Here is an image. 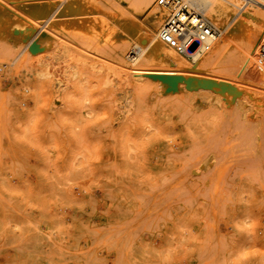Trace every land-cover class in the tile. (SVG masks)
Listing matches in <instances>:
<instances>
[{
	"label": "rangeland",
	"instance_id": "1",
	"mask_svg": "<svg viewBox=\"0 0 264 264\" xmlns=\"http://www.w3.org/2000/svg\"><path fill=\"white\" fill-rule=\"evenodd\" d=\"M62 1L0 0V264H264L260 27L214 57L236 87L143 88L102 43L120 46L132 6L93 0L109 26L74 80L61 50L46 53L47 72L38 60V11ZM245 12L234 8L217 42Z\"/></svg>",
	"mask_w": 264,
	"mask_h": 264
},
{
	"label": "bare ground",
	"instance_id": "2",
	"mask_svg": "<svg viewBox=\"0 0 264 264\" xmlns=\"http://www.w3.org/2000/svg\"><path fill=\"white\" fill-rule=\"evenodd\" d=\"M127 1L132 6L133 12L129 17V23L124 31V36H121L120 46H115L111 40H103L102 43L107 45L104 49L108 51L109 56L108 58L106 57L108 62L120 66L123 64L126 71L132 73L134 77L133 84L136 86L142 85L143 88L150 87L151 85H160L165 87V89L171 88L173 90L178 88L179 85L180 87H189L192 82H195L201 91L214 94L219 82L218 79H221V82L223 81V83L220 82L222 86L223 84H226V87L233 86L234 84H232L231 78L214 75V57L222 51L229 53L241 49L239 42L252 30L253 25L259 26L264 33V0H177L180 6L171 5L170 7L154 6L155 0ZM157 1H155L156 4ZM64 3H66L65 8H63ZM183 6L192 14L206 15V17L201 15L203 22L214 27L217 33H219L218 36L222 35L221 33L226 24L233 19L234 8L245 9L246 12L232 24L234 30L231 36L222 42H217V36L215 34L208 35L202 32L201 35H204L202 44L193 48L192 52L183 54L169 47L162 39L166 17L172 11H176L179 7ZM60 10L63 11L61 14H58ZM47 11L45 8H41L38 11L41 20H44L42 23V34L38 41V60L44 67V71L47 72L46 53L49 51L56 53L61 50L63 52L62 56L67 60L66 68L71 78L76 80L79 75L89 71V66L92 65L84 45H101L98 39L109 26L108 19L101 18V15H104L105 11L103 8H96L93 0H63L55 8L54 13L46 18ZM73 12L77 13L76 17H72ZM147 13V19L140 24L137 16ZM192 22H196V17L192 18ZM5 34V27L0 23V38ZM140 34L145 37L146 45L142 46L137 44L131 49V52L127 51L126 49L130 45V42ZM211 45H213L212 50L206 52ZM118 48L121 50L123 59V63L121 61L120 64L113 57L116 54L115 50ZM259 49L264 63V42L260 43ZM98 52L100 53L101 51L97 48L96 55ZM186 56L192 59L191 62L186 59ZM140 59L163 68L158 71L141 68L138 64ZM111 64H101L99 71H104L107 74L113 73L115 75L116 72H112L113 65L110 67ZM91 67L94 68V64ZM208 68L211 69L207 70ZM43 85L45 86V84ZM234 87L236 85L232 88ZM143 88L140 89L143 90ZM220 88L218 85V89ZM223 88L225 87L223 86ZM257 94L259 96L258 103L264 105V83L259 85Z\"/></svg>",
	"mask_w": 264,
	"mask_h": 264
},
{
	"label": "built area",
	"instance_id": "3",
	"mask_svg": "<svg viewBox=\"0 0 264 264\" xmlns=\"http://www.w3.org/2000/svg\"><path fill=\"white\" fill-rule=\"evenodd\" d=\"M157 5L160 7H170L178 5L177 0H158ZM196 17V22L192 18ZM216 34V29L203 22V17L199 14H192L183 6L166 17L165 25L162 32L163 41L179 53L188 54L193 48L200 46L203 42L204 35Z\"/></svg>",
	"mask_w": 264,
	"mask_h": 264
}]
</instances>
